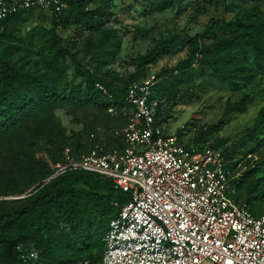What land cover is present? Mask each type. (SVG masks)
I'll return each instance as SVG.
<instances>
[{
    "label": "rangeland",
    "instance_id": "obj_1",
    "mask_svg": "<svg viewBox=\"0 0 264 264\" xmlns=\"http://www.w3.org/2000/svg\"><path fill=\"white\" fill-rule=\"evenodd\" d=\"M243 31L264 39V0H83L58 15L31 10L0 21V61L18 73L12 82L0 70V106L13 102L16 84L24 93L37 88L36 79L62 98L77 88L85 95L74 62L117 87L132 75L167 70L154 86L156 122L183 145L216 149L233 196L264 215V130L250 134L264 110V67ZM87 96L83 104L34 105L0 137V214L28 209L63 146L84 149L93 130L112 139L120 123ZM89 225L96 222L86 210L76 224L31 210L0 224V233L34 241L45 264H93L106 246L104 231L99 253L74 254V247H88L78 237ZM9 261L0 243V264Z\"/></svg>",
    "mask_w": 264,
    "mask_h": 264
},
{
    "label": "built area",
    "instance_id": "obj_2",
    "mask_svg": "<svg viewBox=\"0 0 264 264\" xmlns=\"http://www.w3.org/2000/svg\"><path fill=\"white\" fill-rule=\"evenodd\" d=\"M69 1L0 0V19L25 9L58 15ZM160 78L147 73L119 98L95 82L106 111L125 120L114 133L124 146L95 144L79 156L65 146L48 179L81 170L130 193L109 221L96 264H264V215L233 196L231 174L216 149L183 145L155 124L152 92ZM16 249L24 264H41L34 245Z\"/></svg>",
    "mask_w": 264,
    "mask_h": 264
},
{
    "label": "trees",
    "instance_id": "obj_3",
    "mask_svg": "<svg viewBox=\"0 0 264 264\" xmlns=\"http://www.w3.org/2000/svg\"><path fill=\"white\" fill-rule=\"evenodd\" d=\"M78 1L83 0H71L68 2V4ZM31 10L36 9L21 10L17 13L0 19V21L19 16ZM242 36H244L245 39L249 41L253 46L255 56L254 58L256 62L258 64H263L262 67H264V63L262 62V60H264V39H257L247 31H243ZM74 68L75 71L85 79V95H83L82 91L77 88V90L71 91L69 93L67 99L59 97L54 89H52L50 86L39 79H36L37 88H35L34 90H29L28 92L25 91L24 93H21L23 91L18 89V84H16L15 88L16 90H18V94L13 97V102H9L3 106H0V137L10 126H16L19 120L23 116H25L26 113L30 111V108L34 105H38L41 103H50L56 100L64 101L65 99L70 103L83 104L85 103V101L83 100L88 98L87 95L89 94V92L92 95V98L94 100L93 102L96 108L102 113L117 120L120 123L119 128H121L125 123L124 118L121 117L120 114L112 115L106 111V103H104L103 95L96 89L95 82L103 83L109 89V91L114 93L116 98H119L125 93L126 87L129 83L139 79L147 73L144 72L140 75H132L126 83L117 87L99 78H94L90 71L82 68L76 62H74ZM0 70L4 71L7 76L10 77V81L12 82L15 80V78H17V71L7 63L0 61ZM166 72L167 70L163 71L162 75L164 76ZM162 75L157 74L158 77H163ZM154 94L155 93L153 88L152 95L154 96ZM83 97L85 98L83 99ZM239 108L242 110L244 108V105L241 104ZM255 122V127L253 131L250 132L252 137H255L257 133L261 132V130H264V110L255 117ZM155 124L159 123L155 120ZM98 138L99 136L97 131L93 130L89 132L87 135V146L84 149H73L69 146L71 148L72 154L74 156H79L81 153L89 151L92 147L95 146V144L102 146L105 150H108L112 147L124 146L122 138L120 136H116L115 134L112 135V139L110 141L100 140ZM185 145H195L200 147L196 144ZM64 147L65 146H63L62 149ZM60 159L61 157L58 158V160ZM51 173L52 169L40 183L34 186L33 189L37 190L36 195L33 200L28 199V209L19 212L16 211L15 213L0 214V224H3L5 221L10 219L17 220L21 217L23 211L25 213H28L31 212V210H38L39 217L44 220H46L47 214H53L57 216H65L71 223L76 224L83 210H86L87 216L94 219V221L96 222V226L92 228L89 225L86 230H81V232L79 233L78 242L80 244H85L88 247H74V254H78L79 252L83 251H88L90 255L92 254V252H96V254L99 253L101 243L100 239L103 231L105 233V231L108 229L110 219L115 216L117 212L122 208V206L130 199V193L114 188L109 178L95 173L73 170L66 171L55 176L54 178L48 179ZM90 175L104 179L106 183L103 186H99V184L95 183L91 178L88 177ZM51 209H53L55 212H52ZM251 211L253 212L252 209ZM253 214L256 216L260 215L256 214L255 212H253ZM106 220H108V223L105 227L104 224ZM98 228H101L100 232L98 231ZM1 232L0 243H2L4 250L10 257V261L7 264H24L19 251L16 249V246L18 244L34 245L38 249L40 263L45 264L42 256L43 253L39 250L38 245L34 241L26 240L25 236L23 235H13L3 230ZM75 244L77 245L78 243L75 242ZM96 263L97 262L95 261V263L93 264Z\"/></svg>",
    "mask_w": 264,
    "mask_h": 264
}]
</instances>
